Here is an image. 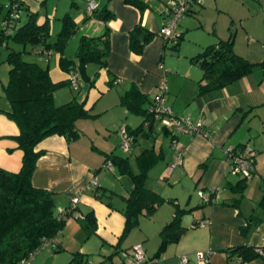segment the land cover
<instances>
[{"label":"crops","instance_id":"obj_1","mask_svg":"<svg viewBox=\"0 0 264 264\" xmlns=\"http://www.w3.org/2000/svg\"><path fill=\"white\" fill-rule=\"evenodd\" d=\"M22 1L24 7L37 13L40 24L49 21L51 39H54L62 30L63 17L68 12L72 14L78 26L63 55L69 60L75 61L77 66H79V61L76 52L80 38L83 35L100 36L108 32L110 53L106 66L98 65V69L93 70L94 67L91 65L94 63L89 64L84 69L85 73H78L76 79V88L79 86L78 90L80 91L84 89L80 83L81 76L89 82L94 81V86L91 87V90L94 91H92L93 98L90 95V90L86 99L87 103L89 99L94 104L89 106L86 100L83 101L93 116L98 115L93 112V109L103 98V94L105 95L109 88L116 86L117 92L115 100L113 98L115 102L112 107L119 106L117 102L120 101L121 108L119 107L120 111L115 117L117 121L120 119L123 121L120 132L124 127L136 129L143 121V116L130 111L121 101V96L135 85L149 98V101L143 104L145 108H150L151 102L159 95H163L162 105L170 108L174 116L185 118L193 123L200 121L204 124V132L198 131L189 134L170 127L169 130L176 135L173 136L171 132L164 134L160 132L161 128H157L159 131L157 137L149 138L147 143L142 141L144 144L141 143V147L137 146L143 137H139L136 144L133 142L132 147H137V150L135 149L129 158L130 163H132L133 156L136 160V168L132 167L134 172L139 171L137 156L144 149L154 147L157 151L163 152V157L149 170L146 183L149 188L160 193L167 200L159 205L151 215H141V217H153V221L149 223L151 229L144 231L143 235L134 238L133 241H128L126 247H122L121 243V239L125 235L126 224L123 210L118 211L113 203V207L107 204V201L112 202L113 196L110 199L103 196V200L97 196L99 186L109 189V186L100 181L98 171L103 167L109 169L108 164H105L107 154L119 153L116 150L119 136L116 135L113 142L105 145L104 148L92 145L94 149H99L97 155H93L89 145L87 148L85 146V152H80L79 146L81 145H76L73 141L68 142L65 137L60 135H52L39 143L36 150H45V153L37 160L32 183L36 187L50 190L55 194L58 211L69 208L73 204V200L79 198L77 210L73 215L77 216L80 227H77V231L74 232L77 244L73 248L69 242L70 237L65 234L63 229L59 233L64 232L63 237H56L57 234L52 243L42 248L31 262L23 264H84L89 261L88 257L90 256L85 241L97 235L101 237V240H104V243L101 241L100 243H102V248L106 249L103 254L106 259L113 261L115 254L122 255L123 252L130 251L134 245L141 244L144 247L148 264H180L183 255L190 258L186 264H199L195 256L198 251L212 252L209 264H233L228 255L229 249L240 246L263 247L264 155H258L260 151L250 147L253 153L254 150L257 151L254 153L255 165L252 175L254 177L251 176V179L241 182L242 177L231 178L230 150L238 151L249 145L247 139L253 137L252 130L256 132L259 128L254 126L252 120L248 121L247 127L244 122L247 117L252 115L255 108H263L264 97H261L252 85L250 76L252 72L223 88L201 93L200 87L204 71L192 59L204 51L207 46L222 40L224 35H221L220 38L217 33H210L209 37L195 41L193 48L187 49L185 52L182 49L185 30L181 31L182 37L177 46L174 43L170 45V41L161 37L159 31L166 21V4L171 0H139L141 5L128 0H52L55 2L52 10L48 6V0ZM91 1L97 3L96 11L106 12L110 18L98 16L88 18L87 8ZM196 10L193 7L187 15L196 14L198 12ZM188 23L186 21V24ZM138 24L155 33L153 40L140 55H137L131 48L130 37L131 31ZM232 33L230 31L226 37L229 38ZM39 54L42 53L39 52ZM43 55L50 59L47 66L55 82L73 77L61 67L60 53L51 52ZM38 62L45 65L43 60L39 59ZM91 70L96 73L98 78L93 79L90 74ZM203 82L205 83V81ZM6 83L7 80L4 81L3 87H0V167L11 172H19L23 163V150L19 148L18 142L14 138L20 132L19 127L7 114V111L11 110V103L4 94ZM67 85L75 84L72 81L55 92L57 105L74 99L80 101L83 91L75 95L76 93L72 90L65 89ZM96 85L99 87V91H96ZM107 107H110L109 104ZM131 114L140 115V118L128 117V120L125 121V117ZM81 119L77 120L76 124L83 135V130L86 131L87 128ZM115 123L116 121L107 119L105 124L107 130L115 126ZM97 131L101 133L100 129ZM205 131L210 136H207ZM112 133V130L109 135L104 131L107 138H110ZM160 135L170 137L169 150H165L162 143L157 147ZM175 157L179 158V164L171 169ZM161 161L163 163L160 165ZM156 166H160V176L163 172L167 175L175 174L174 188L177 190L174 194L166 192L164 184L160 187L148 183L150 174ZM112 167L109 170L113 172L118 169L114 164ZM250 186L252 188L248 191ZM127 187L128 193L123 194L124 198L129 195L133 181ZM195 188L206 193L214 191V201L205 203L199 193L197 195ZM177 207L187 209L181 216V225L185 228L183 235L179 241L168 243L161 255L155 257L162 242L161 230L173 220ZM90 211H94L98 224L96 231L92 233L85 229L82 225V218L78 216L86 215ZM67 223L76 228V223L72 220ZM134 228L127 233H130ZM77 253L82 258V262H79L81 259L73 260ZM236 256V253L233 254L234 258ZM243 264H264V258L256 257Z\"/></svg>","mask_w":264,"mask_h":264},{"label":"trees","instance_id":"obj_2","mask_svg":"<svg viewBox=\"0 0 264 264\" xmlns=\"http://www.w3.org/2000/svg\"><path fill=\"white\" fill-rule=\"evenodd\" d=\"M13 1L19 2L20 11L19 16L13 19L12 31H7L3 23L6 19H11L12 10L6 5ZM128 1L141 5L139 0ZM10 2L4 6L6 11L2 17L0 16V46L9 49L6 61L10 69L8 81L4 85V94L11 103V110L7 111V114L16 122L20 130L14 138L19 148L23 150V163L19 172H11L0 167V263L20 264L51 244L55 236L64 229L67 217L77 210V206L73 208L71 205L64 209V213L59 212L55 194L33 185L32 176L37 160L45 153V150H36V148L39 143L52 135L63 136L68 142L78 139L82 131L76 124L77 120L93 115L86 108L85 103L77 99L57 105L55 92L64 85L70 84L73 77L55 82L48 66L25 59L23 53L26 49L12 47L10 41L22 44L25 48L28 45H41L42 54L60 53L61 67L72 76L78 73L84 74L85 67L92 63L105 67L110 53V42L108 32L100 36L83 35L76 52L79 61L77 66L75 61L63 55L78 26L70 12L63 17L62 30L51 39L49 21L40 24L37 13L24 7L22 0H10ZM2 9L3 6H0V11ZM92 16L110 18L108 13L100 11H95L93 15L87 17ZM154 36L155 33L138 24L131 31V48L137 55L142 54ZM181 37L182 34L174 45L177 46ZM192 59L204 71L201 93L220 89L238 81L253 72L257 66L264 68V60L258 63L251 62L235 51L234 33L228 39L207 46ZM91 85H94V81H91ZM155 100L156 98L151 102L150 108H145L143 104L149 101V98L135 85L121 96L122 103L130 111L143 116V121L136 129H127L133 136L134 144L138 142L139 137L156 138L159 134L157 128H161L159 130L164 134L171 132L169 128L161 126V118L152 111ZM129 157L109 153L105 159V164L111 162L117 166L121 174H129L133 181L129 195L124 198L126 203L123 209L126 218L124 234L139 225L141 215H151L167 200L160 193L149 188L146 183L149 170L163 157V152L157 151L154 147L144 149L137 156L138 172H134ZM247 179L242 177L241 182ZM97 191V196L101 200L103 196L109 199L113 196V190L104 186H99ZM214 195L215 192H211L213 198ZM107 204L113 207L111 201H107ZM184 211L187 209L177 207L173 220L161 230L162 242L155 257L161 255L168 243L177 242L182 237L185 228L181 225V216ZM80 218L89 233L96 231L98 224L94 211ZM257 249L258 247L253 246L234 247L228 250V255L233 264H243L260 257ZM235 253L237 256L234 258ZM75 255L73 260L81 259L79 262H82L79 253Z\"/></svg>","mask_w":264,"mask_h":264},{"label":"rangeland","instance_id":"obj_3","mask_svg":"<svg viewBox=\"0 0 264 264\" xmlns=\"http://www.w3.org/2000/svg\"><path fill=\"white\" fill-rule=\"evenodd\" d=\"M9 2L10 0H0V6H3V9L0 11L1 17L4 14V11H6L4 6ZM54 4V1L48 0V6L51 10L54 9ZM193 7L196 8V12H198L192 15H185L178 27L180 33L181 31L186 30L184 35L185 37L182 40L183 51L187 52V49L190 50L191 48H193V44L195 43V41L209 37L210 33H217L220 38L221 35H224V38L222 37L221 39H226L228 38L226 36H228L230 34V31H232L235 37V50L238 54L245 56L252 62H261L262 60H264V0H203V4L196 3ZM186 21H188L189 23L186 24ZM173 43L174 42L170 41V45H173ZM10 46L16 47L17 49L21 50L26 49V52L23 53V57L25 59L30 61H38L40 59L45 61L46 66L48 65V61L50 60L49 57L43 54H39L42 49L41 45H28L25 48L22 44H17L11 40ZM8 52L9 49L0 46V87H3L4 81H8V74L10 69L8 62L6 61ZM91 66L94 67L93 70L98 69V65L95 63ZM93 70H91L90 74L92 75L93 79H96L98 77ZM250 76L254 89L259 92L261 97H264V68H262L261 66L256 67L250 74ZM80 79V83L82 87H84V89H81L80 91L78 90L79 86L78 88H76V85H67L65 89L69 91L72 90L76 93H74L75 95L83 91V95L80 98V101L83 102L88 98V92L94 85H91V82H89L82 76L80 77ZM103 84L106 86L105 83ZM95 88L97 89L96 91H99V87L97 85L95 86ZM92 91L93 90L90 91V95L93 98L92 95H94V93L92 94ZM116 92V86L111 87V89L109 88V90L105 92V95L103 94V98L98 101V105L93 109V112L98 115L81 119L84 121L87 129L86 131L82 129L84 132L83 135L73 141L74 143H76V145H81L79 146L80 152H83L85 150V146L87 148V146L89 145L93 151V155H97L96 153H99V149H94L92 145L97 146L98 148H104L105 145L111 144L116 135H118L119 141L117 143L118 146L116 147V150L119 152L118 154L122 156H130L135 149L137 150V147H141V143L144 144L147 143L146 141H149V139L147 138H142L143 140L140 139V144L136 148L132 147L131 149L126 150L123 147V136L120 132V128L123 126V121L122 119L117 121V119L115 118L121 108L120 101L117 102L119 103V106L112 107L115 102L114 100ZM91 104H94L93 101H89L88 99L87 105L90 106ZM107 104H109L110 107H107ZM106 108H109V110H106ZM259 108H255V111L258 109L257 112L253 111L252 115L247 117L244 125L247 127L248 121L252 120L254 126L259 128L256 130V132L252 130L253 132H251V134L253 135V137H248L247 142L249 143V147L258 149L260 151L258 155H264V106L263 108ZM128 117L135 119V117L140 118V115H127V117H125V121L128 120ZM107 119L116 121V125L111 127V129L109 130H107V125H105ZM97 129H100L101 133H98ZM111 130L113 131L112 136L110 138H107L104 134V131L109 135L111 133ZM161 143L164 145L165 150H169L171 143L170 137L166 135H160L158 137L157 147H159ZM256 152L257 151L254 150V153ZM162 163L163 161L160 162V165ZM131 165L135 168L137 166L136 160H134V156L132 157ZM159 167L160 166H156L154 170H152L148 183L160 187L164 184L166 187V192L174 194L177 190V188H174L175 174L167 175L163 172L160 176L161 172L159 170ZM231 174L232 179L240 178L238 174ZM98 176L100 178V181L109 186L110 190H113V205L118 211L123 210L126 205L123 196L128 193L127 186L128 184L132 183L131 176L129 174H120L118 169L113 172L112 170H109L105 167L101 168L98 171ZM252 177L250 176L248 179H251ZM251 188L252 187L250 186L248 188V191H250ZM195 191L198 195V188H195ZM76 217V215L67 217V222L69 220H72V222L76 223V228H73L66 222L63 230L65 234H68V236L70 237L69 242L72 248L77 244V240L74 237V232L77 231V227H80V224ZM150 221H153V217H141V224L135 227L130 233L125 234L123 236V239H121L122 247H126L128 245V241H133L134 238H138L143 235L145 233L144 231L150 230ZM62 234H58L56 237H63ZM100 241L104 243V240H101V237L99 235L93 236L91 237V239L89 238L85 241V246H87L88 253L90 255L88 257L90 262H92L93 264H128V260L124 259V257L122 256L123 254L121 255L120 253L113 256V261L106 259L105 256H103L104 252H106V249L102 248V243H100Z\"/></svg>","mask_w":264,"mask_h":264},{"label":"built area","instance_id":"obj_4","mask_svg":"<svg viewBox=\"0 0 264 264\" xmlns=\"http://www.w3.org/2000/svg\"><path fill=\"white\" fill-rule=\"evenodd\" d=\"M202 4L203 0H171L166 4L165 8V19L163 26L159 31V35L163 37L166 41L176 42L180 37V32L178 27L181 20L187 15L190 9L195 4ZM7 8L11 9V19H6L4 21L5 29L7 31H12L13 29V19L19 16V2L13 1L6 5ZM97 9V3L91 1L87 8V14L93 15ZM77 75H74L72 78L73 83L76 85ZM163 95H159L155 100V105L152 107V111L156 112V115L161 118V124L167 128L173 127L178 131L185 133L193 134L198 131H203L204 124L202 122L193 123L190 120L185 118H179L173 115V111L170 108H166L162 105ZM207 136H210L206 132ZM123 136L122 145L126 150L131 149L134 139L133 136L128 132L127 128L124 127L121 130ZM231 155V172L238 174L240 177L249 178L253 175L255 158L254 153L250 147L244 146L243 148L237 150H230ZM179 164V158L175 157L171 169H174ZM107 167L112 169V163L109 162ZM214 192V191H212ZM199 195L202 200L206 202L214 201V198L211 196V193H206L203 190L199 191ZM79 202V198L73 200L72 207H76ZM59 212L64 213V209H59ZM81 217L82 215H78ZM204 223V222H202ZM258 253L262 258H264V246L258 247ZM211 251H198L195 256L199 264H209ZM35 254L31 255L30 258L23 260L20 264L28 263L33 260ZM124 259L128 260L129 264H146L148 262L147 256L144 250V247L141 244L134 245L130 251L123 252ZM190 260L189 256L183 255L181 258V264H186ZM84 264H93L88 261Z\"/></svg>","mask_w":264,"mask_h":264}]
</instances>
